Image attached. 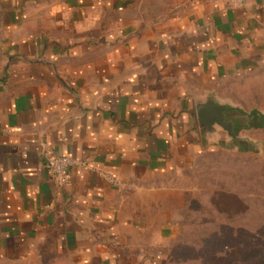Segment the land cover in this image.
Returning a JSON list of instances; mask_svg holds the SVG:
<instances>
[{
  "label": "crops",
  "instance_id": "crops-1",
  "mask_svg": "<svg viewBox=\"0 0 264 264\" xmlns=\"http://www.w3.org/2000/svg\"><path fill=\"white\" fill-rule=\"evenodd\" d=\"M263 62L264 0H0V263L157 264L166 183L221 139L195 102Z\"/></svg>",
  "mask_w": 264,
  "mask_h": 264
},
{
  "label": "rangeland",
  "instance_id": "rangeland-1",
  "mask_svg": "<svg viewBox=\"0 0 264 264\" xmlns=\"http://www.w3.org/2000/svg\"><path fill=\"white\" fill-rule=\"evenodd\" d=\"M226 89L230 103L264 111V62ZM246 126L240 148L221 144L219 132L218 146L166 183L172 216L157 264H264V123Z\"/></svg>",
  "mask_w": 264,
  "mask_h": 264
},
{
  "label": "water",
  "instance_id": "water-1",
  "mask_svg": "<svg viewBox=\"0 0 264 264\" xmlns=\"http://www.w3.org/2000/svg\"><path fill=\"white\" fill-rule=\"evenodd\" d=\"M194 112L199 131L205 138H217L219 132L225 134L226 147L240 148L246 139L240 136L241 129H249L247 123L258 119L264 123V111H245L241 106L229 101H221L208 93L194 104Z\"/></svg>",
  "mask_w": 264,
  "mask_h": 264
},
{
  "label": "built area",
  "instance_id": "built-area-1",
  "mask_svg": "<svg viewBox=\"0 0 264 264\" xmlns=\"http://www.w3.org/2000/svg\"><path fill=\"white\" fill-rule=\"evenodd\" d=\"M227 9H242L246 4V0H216ZM73 166L82 167L83 163H79L72 158L62 156H51L46 158L45 168L52 180L60 187H69L71 185V178L69 169ZM103 178L110 185L119 188L123 183L116 177L110 175H103Z\"/></svg>",
  "mask_w": 264,
  "mask_h": 264
}]
</instances>
